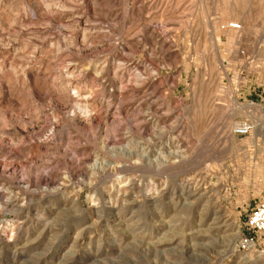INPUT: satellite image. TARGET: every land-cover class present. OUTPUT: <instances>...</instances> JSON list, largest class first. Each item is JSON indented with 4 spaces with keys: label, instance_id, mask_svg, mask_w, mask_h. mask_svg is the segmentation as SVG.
<instances>
[{
    "label": "rangeland",
    "instance_id": "rangeland-1",
    "mask_svg": "<svg viewBox=\"0 0 264 264\" xmlns=\"http://www.w3.org/2000/svg\"><path fill=\"white\" fill-rule=\"evenodd\" d=\"M263 199L264 0H0V264H264Z\"/></svg>",
    "mask_w": 264,
    "mask_h": 264
},
{
    "label": "built area",
    "instance_id": "built-area-1",
    "mask_svg": "<svg viewBox=\"0 0 264 264\" xmlns=\"http://www.w3.org/2000/svg\"><path fill=\"white\" fill-rule=\"evenodd\" d=\"M232 29H237V26L232 25ZM252 127L250 124L244 122L237 125L232 130V135L238 138L247 137L250 135ZM246 228L252 234L264 235V199L261 200L250 212ZM254 245L253 239H245L242 242L241 248L243 250L250 249Z\"/></svg>",
    "mask_w": 264,
    "mask_h": 264
},
{
    "label": "bare ground",
    "instance_id": "bare-ground-1",
    "mask_svg": "<svg viewBox=\"0 0 264 264\" xmlns=\"http://www.w3.org/2000/svg\"><path fill=\"white\" fill-rule=\"evenodd\" d=\"M8 157V156H7Z\"/></svg>",
    "mask_w": 264,
    "mask_h": 264
}]
</instances>
